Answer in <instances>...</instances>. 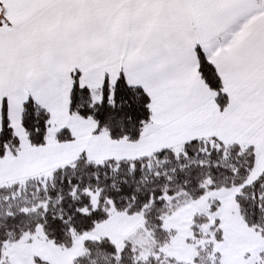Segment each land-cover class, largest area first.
<instances>
[{
  "label": "snow or ice",
  "instance_id": "obj_1",
  "mask_svg": "<svg viewBox=\"0 0 264 264\" xmlns=\"http://www.w3.org/2000/svg\"><path fill=\"white\" fill-rule=\"evenodd\" d=\"M0 264H264V0H0Z\"/></svg>",
  "mask_w": 264,
  "mask_h": 264
}]
</instances>
